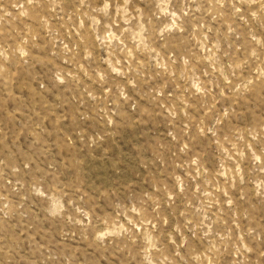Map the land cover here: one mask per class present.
<instances>
[{
    "label": "rangeland",
    "instance_id": "obj_1",
    "mask_svg": "<svg viewBox=\"0 0 264 264\" xmlns=\"http://www.w3.org/2000/svg\"><path fill=\"white\" fill-rule=\"evenodd\" d=\"M0 264H264V0H0Z\"/></svg>",
    "mask_w": 264,
    "mask_h": 264
}]
</instances>
